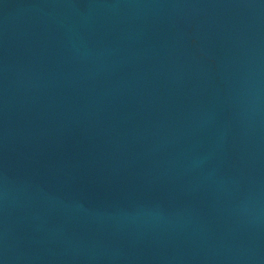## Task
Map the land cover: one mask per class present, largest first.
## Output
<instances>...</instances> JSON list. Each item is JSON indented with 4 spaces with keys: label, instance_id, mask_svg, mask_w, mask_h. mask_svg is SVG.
Masks as SVG:
<instances>
[{
    "label": "water",
    "instance_id": "95a60500",
    "mask_svg": "<svg viewBox=\"0 0 264 264\" xmlns=\"http://www.w3.org/2000/svg\"><path fill=\"white\" fill-rule=\"evenodd\" d=\"M0 264H264V0H0Z\"/></svg>",
    "mask_w": 264,
    "mask_h": 264
}]
</instances>
